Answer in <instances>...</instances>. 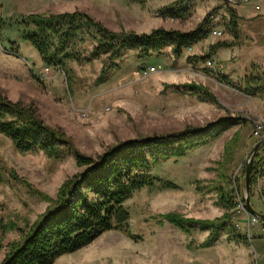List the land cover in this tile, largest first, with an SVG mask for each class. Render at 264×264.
<instances>
[{"label": "rangeland", "instance_id": "obj_1", "mask_svg": "<svg viewBox=\"0 0 264 264\" xmlns=\"http://www.w3.org/2000/svg\"><path fill=\"white\" fill-rule=\"evenodd\" d=\"M174 1H179L177 7L185 9L182 17L165 13V8ZM227 4L234 7L237 3L146 0L141 5L130 0H0V91L13 101L32 103L47 124L61 127L84 154L95 156L120 141L155 133L186 127L207 128L220 118L241 119L225 131L207 136L205 144L194 146L184 156L160 159L152 165V175L173 182L175 187L165 189L157 183L152 188L135 191L124 202L129 211L127 226L132 237L118 230L105 231L87 246L59 256L53 264H264V240H249L248 245L230 240L231 232L226 227L211 246L201 247L209 230L195 227L184 232L159 216L172 211L200 219L221 216L226 210L217 202L215 187L234 189V177L242 173V162L249 158L254 146L252 141L259 140L254 135L255 122L260 119L264 123V115L249 111V106L258 104L249 105L248 96L205 72V68L222 72L236 87L242 88V70L233 54L236 50L229 47L226 49L232 53L228 50L219 56L216 53L210 58L213 61L210 66L206 64L207 58L200 59L211 44L233 39L227 28ZM243 4L237 9L258 5L256 11L264 12V3L259 0ZM76 9L109 29L137 33L157 27L191 30L212 11V28L219 27L222 34L220 37L208 35L205 40L183 49L177 59L171 46L144 60L137 57L135 50H126L115 60L116 66L110 68L107 77L98 83L103 56L89 62L69 60L59 68L44 64L37 50L22 38L24 28L33 27L24 22L27 14ZM87 35L86 30L80 34L84 39L79 42L85 48L84 56L93 44ZM150 67L154 70L150 71ZM190 82L207 86L216 95L217 102L200 100L184 86ZM259 97L264 99V94ZM230 140H233V151L226 155L224 147ZM79 170L72 155L55 160L41 151L19 152L8 138L0 135V221L4 224L13 221L24 228L48 205L21 180L54 197L61 182ZM262 175L250 187V201L256 211L264 213ZM232 214L231 222L238 233L248 228L251 236L257 227H264L261 220L249 224L251 214L243 207L237 206ZM19 237L18 228L4 232L0 262L7 252V244Z\"/></svg>", "mask_w": 264, "mask_h": 264}, {"label": "trees", "instance_id": "obj_2", "mask_svg": "<svg viewBox=\"0 0 264 264\" xmlns=\"http://www.w3.org/2000/svg\"><path fill=\"white\" fill-rule=\"evenodd\" d=\"M130 1L142 5L146 0ZM178 2L174 1L165 8L168 16L185 15V9L176 6ZM225 11L229 16L227 28L235 40L238 38L241 17L229 4ZM212 14V11L207 12L191 30L157 27L150 32L137 33L133 30L109 29L101 21L78 9L51 14L29 13L24 17V22L33 27H25L22 38L37 50L41 61L50 66L63 68L69 60L89 62L103 56V65L96 79L100 83L107 77L110 68L116 66L115 60L126 50H135L137 57L144 60L154 52L171 46L174 58H179L183 49L208 37ZM85 30L88 32L87 38L93 44L88 55L84 56L82 50L85 48L79 42L84 40L80 34ZM234 40H220L211 44L207 54L200 59L209 60L218 48L235 45ZM205 72L214 74L220 83L248 96L264 94V78L259 74L247 75L243 87L240 88L231 83L226 74L212 72L208 68H205ZM66 79L68 81L67 75ZM184 86L196 93L200 100L216 102V96L208 87L194 82ZM236 121L240 119L220 118L207 128L194 130L186 127L182 130L128 139L92 156L79 151L72 138L61 127L47 124L32 103L13 101L0 91L1 136L8 138L19 152L41 151L55 160L72 155L80 168L61 182L54 197L34 188L28 181L21 180L32 193L48 202V205L33 223L24 228L18 227L13 221L7 224L0 221V247L3 246L2 237L5 231L14 228L20 231L19 239L7 244V252L0 264H53L59 256L87 246L101 233L109 230H118L132 237L127 226L129 211L124 202L135 191L144 187L152 188L157 183L165 189L175 187L173 182L152 175V165L160 159L184 156L194 146L205 144L207 136L219 134ZM232 142L230 140L225 144L226 155L233 151ZM252 142L254 145L256 140ZM261 153H264V143L255 154L250 187L264 173V154L261 156ZM241 166L242 173L234 177L233 190L227 191L222 186L215 187L217 202L226 210L221 216L200 219L173 211L159 216L184 232L195 227L209 230V234L200 244L201 247L211 246L217 240L219 232L226 227L232 238L236 237L240 239L237 241L247 243V237H239L231 223L232 213L238 202L241 201L244 206L245 160ZM233 192H237L240 201Z\"/></svg>", "mask_w": 264, "mask_h": 264}, {"label": "crops", "instance_id": "obj_3", "mask_svg": "<svg viewBox=\"0 0 264 264\" xmlns=\"http://www.w3.org/2000/svg\"><path fill=\"white\" fill-rule=\"evenodd\" d=\"M229 1L237 3L236 5H234V8H235V10L238 12V14L241 17L240 22H239L238 38L235 39V40H234V38L231 39V41H233V40L235 41V45L231 46V48H232V50H234V49L236 50V52L233 53V54L238 59L236 64L242 70V74H241L242 77L241 78H242L243 85H244V78L247 75H249V74H259V73H262V74H259L262 77L264 75V12L263 11L262 12L256 11L258 9V5H255L254 8H250V9L249 8H244L241 11L237 9L238 5L240 7V6L244 5L243 3H250L251 1H257V0H242V1L229 0ZM259 1H261V3H264V0H259ZM244 25H246V27H244ZM212 26H213V18L211 19L210 31L212 29ZM213 28H218L219 29V27H215V26ZM209 35H210V32H209ZM212 37H214V36H212ZM240 38L243 39V40L240 41ZM205 39H203V40H205ZM203 40H201V41H203ZM201 41H198L197 43H199ZM197 43H195V44H197ZM195 44H193V45H195ZM193 45H191L190 47H192ZM226 48H229V47H220V48H218L216 50L215 54L217 53V55L219 56L220 53L221 54L226 53V50H228ZM228 51L230 53H232L231 50H228ZM209 60H211V59H209ZM196 84H198V83H196ZM192 93H194V92H192ZM259 95H263V94H259ZM259 95H256V96H248V95H246V96L249 97V100L247 101V102H250L249 105H251V102H254V103L258 104V105H254L253 106L254 108L252 106L251 107L249 106V109L251 108V110H249V111L254 113V114H257L258 116L264 115V99L260 98ZM216 102H217V97H216ZM216 102H214V103H216ZM256 107H257V109H256ZM236 122H241V119H240V121H236ZM254 138H256V137H254ZM262 176H264V175H262ZM262 178H264V177H260V179H262ZM235 193H236L235 194L236 198L239 199L237 192H235ZM232 217H233V214H232ZM259 221H260V219H258V221L255 222L254 224L258 223ZM260 222L263 223V221H260ZM238 225L239 224H237V226ZM233 227H234V225H233ZM234 229H235V227H234ZM248 230L249 229L247 228V231ZM247 231H244V233H238L237 230L235 229V232L237 233V235L239 237H244V236L247 237V239H246L248 241L247 243H243L241 241H237V240H240V239H237L236 237L232 238L231 237L232 236L231 233L229 234V239L230 240H235L236 242H241V243L246 244V245L249 244V242H250L249 240H258V242H259V240H264V227L263 228L257 227L256 230L253 232V234H251V236L249 234L250 231H248V234H247ZM257 244H256V246H257Z\"/></svg>", "mask_w": 264, "mask_h": 264}, {"label": "water", "instance_id": "obj_4", "mask_svg": "<svg viewBox=\"0 0 264 264\" xmlns=\"http://www.w3.org/2000/svg\"><path fill=\"white\" fill-rule=\"evenodd\" d=\"M264 143V138L259 139L255 142L254 146L252 147V150L250 152L249 158L245 160V173H244V186H245V191H244V209L250 213L253 216H256L258 219L264 222V213L256 211L250 201V185H249V180H250V173H251V168L253 165V161L255 158V154L258 150V148Z\"/></svg>", "mask_w": 264, "mask_h": 264}, {"label": "built area", "instance_id": "obj_5", "mask_svg": "<svg viewBox=\"0 0 264 264\" xmlns=\"http://www.w3.org/2000/svg\"><path fill=\"white\" fill-rule=\"evenodd\" d=\"M221 34H222V31L220 29H218V28H212L211 31H210V36L219 37V36H221ZM212 63H213L212 60H207L206 61V64L208 66L212 65ZM149 70L152 71V70H154V68L150 67ZM254 135L258 139L264 138V123L260 119L255 122ZM237 206L238 207L240 206V207L244 208V206H243L241 201L238 202ZM257 221H258V218L256 216L251 215V219L249 220V224H254Z\"/></svg>", "mask_w": 264, "mask_h": 264}]
</instances>
